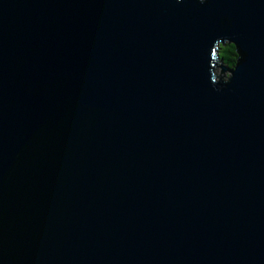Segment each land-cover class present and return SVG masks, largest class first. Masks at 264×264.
Instances as JSON below:
<instances>
[{"label":"water","instance_id":"95a60500","mask_svg":"<svg viewBox=\"0 0 264 264\" xmlns=\"http://www.w3.org/2000/svg\"><path fill=\"white\" fill-rule=\"evenodd\" d=\"M0 264H264V0H0Z\"/></svg>","mask_w":264,"mask_h":264},{"label":"clouds","instance_id":"9594fccd","mask_svg":"<svg viewBox=\"0 0 264 264\" xmlns=\"http://www.w3.org/2000/svg\"><path fill=\"white\" fill-rule=\"evenodd\" d=\"M181 2L182 0H176L178 4ZM198 2L200 5H204L208 3V0H198ZM211 55L216 63L211 69L209 84L217 92H221L226 85L231 83L239 63L246 59L247 51L241 49L234 39L218 37L214 40ZM221 63L227 66V70L221 69Z\"/></svg>","mask_w":264,"mask_h":264},{"label":"trees","instance_id":"16d2710c","mask_svg":"<svg viewBox=\"0 0 264 264\" xmlns=\"http://www.w3.org/2000/svg\"><path fill=\"white\" fill-rule=\"evenodd\" d=\"M223 64V63H222ZM224 65V64H223ZM226 66V65H225Z\"/></svg>","mask_w":264,"mask_h":264}]
</instances>
